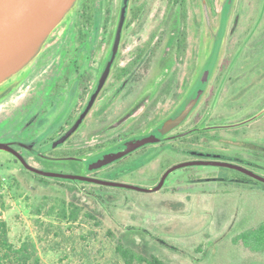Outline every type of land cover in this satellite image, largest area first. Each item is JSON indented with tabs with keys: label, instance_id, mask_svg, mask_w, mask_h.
Returning <instances> with one entry per match:
<instances>
[{
	"label": "rangeland",
	"instance_id": "obj_1",
	"mask_svg": "<svg viewBox=\"0 0 264 264\" xmlns=\"http://www.w3.org/2000/svg\"><path fill=\"white\" fill-rule=\"evenodd\" d=\"M113 2L117 5L121 0ZM136 5H142V17L132 20ZM79 6L77 0L39 52L60 33ZM186 13L189 47L184 62L205 63L211 72L199 113L182 127L200 121L197 128L148 143L110 166L89 170L88 164L104 154L122 150L129 141L157 134L154 128L163 125L164 116L174 107L170 98L171 108L166 110L167 104L162 107L163 98H159L152 113L156 119L153 125L133 129L130 135L122 134L114 141L107 134V144L84 156L78 169L74 162H42L33 155L29 156L31 163L46 171L142 188L156 186L174 165L216 156V160L264 176V149L257 153L247 144H264V0H186ZM178 23L179 7L175 2L130 0L124 44L135 45L134 40L142 41L159 28L168 30L165 36H169L178 29ZM168 52L165 54L164 49L154 61L153 75L157 76L162 68L163 55L172 57V73L177 75L180 60L172 49ZM142 75L148 74L144 70ZM14 127L11 119L0 112V142L13 135ZM43 146L39 148L41 153L53 149V145ZM87 146L91 145L62 148ZM255 154L259 157L256 163L246 161ZM0 180V214L9 225L12 242L18 245L32 240L47 264H127L116 249L120 241L172 264H264V250L253 248L256 241L250 243L242 237L264 224V183L237 169L215 165L180 167L169 173L158 191L101 188L103 185L82 181L41 180L7 150L0 149ZM69 202L83 207L76 221L58 215L62 205ZM130 264L141 263L134 260Z\"/></svg>",
	"mask_w": 264,
	"mask_h": 264
},
{
	"label": "flooded vegetation",
	"instance_id": "obj_2",
	"mask_svg": "<svg viewBox=\"0 0 264 264\" xmlns=\"http://www.w3.org/2000/svg\"><path fill=\"white\" fill-rule=\"evenodd\" d=\"M79 1L80 6L74 11L71 20L65 21L60 33L53 35V39L47 42L32 62L0 85V112L6 114L16 126L13 135L5 143L15 148L32 166L37 167L31 163L30 155L42 162L77 160L75 168L78 169L84 156L92 155L100 145L107 144V134L114 141L122 134L130 135L133 129L153 125L156 119L152 113L154 106L160 102L159 98H163L160 102L162 107L167 104L166 110L171 108L170 98L174 104L173 109L164 116L166 120L178 115L193 100L196 101L187 117L170 131L161 134L158 130L162 125L155 127L157 134L154 135L159 140L149 143H159L162 139L180 136L197 128L200 121L182 127L195 113H199L208 91L211 72L206 70L205 63L184 62L189 47L186 0H169L179 7L177 30L165 36L168 30L156 29L146 39L139 42L134 40L136 44L132 46L124 44L129 0L116 48L124 0L117 5L113 0ZM142 11V5L134 6L131 19L142 17ZM164 49L165 54L172 49V54L180 60L177 63L178 76L172 73L175 64L169 55H163V66L157 76L153 75V63ZM144 70L147 77L142 75ZM142 104L140 112H133ZM81 117L82 120L72 134L65 141L58 142ZM77 135L81 136L80 139L73 140ZM247 144L251 146L249 150L257 153L264 149L261 143ZM48 145H53L52 150L48 149L49 152L54 154L59 151L60 154L47 156L48 151H39L40 147ZM63 145L91 146L62 148ZM75 150H81L82 155L72 156ZM9 153L22 164L16 155ZM208 158L216 160L218 156ZM257 160L258 154L246 159L253 163ZM90 164L89 170H97L90 169ZM24 169L31 172L25 166Z\"/></svg>",
	"mask_w": 264,
	"mask_h": 264
},
{
	"label": "water",
	"instance_id": "obj_3",
	"mask_svg": "<svg viewBox=\"0 0 264 264\" xmlns=\"http://www.w3.org/2000/svg\"><path fill=\"white\" fill-rule=\"evenodd\" d=\"M128 1L129 0H124L121 23L117 34L115 48L118 45L121 33L120 31L126 17ZM76 2L77 0H0V84L20 72L33 60L48 36L63 20V18L67 16ZM195 101L196 100H193L178 115L166 120L159 129L160 133L165 134L179 125L187 117ZM81 120L82 117L70 131L58 140V142L65 141L76 129ZM158 140L159 138L153 134L142 139L132 141L126 145L123 151L106 154L102 158L94 161L90 164V169L101 168L136 150L145 143L156 142ZM0 149L12 152L19 158L25 168L38 175L50 178L89 182L104 186L122 187L138 191H158L162 188L170 172L177 168L190 165L225 166L244 172L256 180L264 183V176L258 175L241 165L220 160L203 159L186 161L174 165L165 171L156 186L152 188H142L128 183L102 180L87 175L46 171L29 164L26 159L8 143L0 142Z\"/></svg>",
	"mask_w": 264,
	"mask_h": 264
},
{
	"label": "trees",
	"instance_id": "obj_4",
	"mask_svg": "<svg viewBox=\"0 0 264 264\" xmlns=\"http://www.w3.org/2000/svg\"><path fill=\"white\" fill-rule=\"evenodd\" d=\"M81 155V150H75L72 156ZM69 162H74V166L78 164L77 160H69ZM34 175L41 180L54 179L56 181L72 182V180L68 179L50 178L38 174ZM102 187L104 188L105 186H101V188ZM74 188L75 187H72L71 189ZM82 212L83 207L81 205L76 202H69L62 205L58 215L62 219L76 221ZM242 237L250 241V243L256 241L257 244L254 245L253 248L264 250V224L249 233L243 234ZM116 249L123 256L127 264H130V262L134 260H138L141 264H172L156 255H145L130 246H126L121 241L116 245ZM0 264H47L42 261L37 246L32 240H23L18 245L12 242L9 225L7 221L3 219L2 214H0Z\"/></svg>",
	"mask_w": 264,
	"mask_h": 264
},
{
	"label": "built area",
	"instance_id": "obj_5",
	"mask_svg": "<svg viewBox=\"0 0 264 264\" xmlns=\"http://www.w3.org/2000/svg\"><path fill=\"white\" fill-rule=\"evenodd\" d=\"M2 184V180H0V185Z\"/></svg>",
	"mask_w": 264,
	"mask_h": 264
}]
</instances>
